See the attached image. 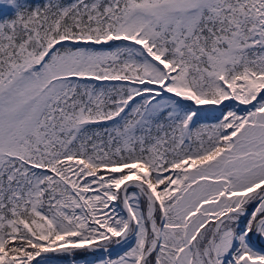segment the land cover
<instances>
[{"label": "snow or ice", "instance_id": "1", "mask_svg": "<svg viewBox=\"0 0 264 264\" xmlns=\"http://www.w3.org/2000/svg\"><path fill=\"white\" fill-rule=\"evenodd\" d=\"M0 264H264V0H0Z\"/></svg>", "mask_w": 264, "mask_h": 264}]
</instances>
